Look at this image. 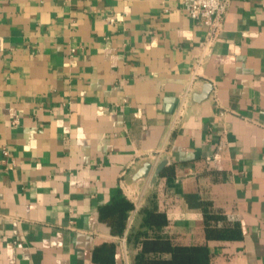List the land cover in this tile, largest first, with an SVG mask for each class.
Returning a JSON list of instances; mask_svg holds the SVG:
<instances>
[{"label": "crops", "instance_id": "1", "mask_svg": "<svg viewBox=\"0 0 264 264\" xmlns=\"http://www.w3.org/2000/svg\"><path fill=\"white\" fill-rule=\"evenodd\" d=\"M191 1L0 0V264H97L103 242L137 264L143 238L264 264V0L230 1L199 67ZM120 196L138 206L123 235L99 216ZM206 210L241 237L208 239Z\"/></svg>", "mask_w": 264, "mask_h": 264}, {"label": "trees", "instance_id": "2", "mask_svg": "<svg viewBox=\"0 0 264 264\" xmlns=\"http://www.w3.org/2000/svg\"><path fill=\"white\" fill-rule=\"evenodd\" d=\"M135 204L126 196H120L99 210L102 221L107 222L115 234L123 235L127 226L129 212ZM148 222L153 225L166 223L163 213L148 210ZM225 217L215 210H206L205 230L208 239L236 240L241 237L239 228L227 224L220 225ZM168 252L167 258L152 256L150 253ZM117 245L103 242L93 252L97 264H116ZM212 254L207 244L174 245L166 239H142V248L136 257L137 264H211Z\"/></svg>", "mask_w": 264, "mask_h": 264}, {"label": "built area", "instance_id": "3", "mask_svg": "<svg viewBox=\"0 0 264 264\" xmlns=\"http://www.w3.org/2000/svg\"><path fill=\"white\" fill-rule=\"evenodd\" d=\"M231 0H192L186 6V10L190 18L196 20L206 28V33L203 41V49L196 59V66L203 64L205 57L218 41L226 19V14ZM2 46V42H0ZM197 72L194 71V76L180 98L177 109L174 112L172 128L178 125L186 107L188 96L192 95V84L196 79ZM4 155H8V151L4 149ZM138 206H135L134 212H137ZM133 217L129 218L128 227H131Z\"/></svg>", "mask_w": 264, "mask_h": 264}, {"label": "water", "instance_id": "4", "mask_svg": "<svg viewBox=\"0 0 264 264\" xmlns=\"http://www.w3.org/2000/svg\"><path fill=\"white\" fill-rule=\"evenodd\" d=\"M211 91H212V85L210 83L206 84L203 93L195 94L194 100L197 102H200V101L207 99L209 97ZM165 164H166V162L163 161L162 163H160L159 165H157L154 168V170L152 172L154 179H156L159 176V174L163 170ZM152 167H153L152 163H150V162L145 163L144 166L136 173V179L149 176V174L152 170Z\"/></svg>", "mask_w": 264, "mask_h": 264}]
</instances>
